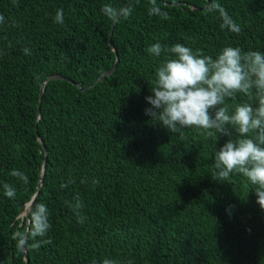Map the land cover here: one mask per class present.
<instances>
[{"label": "trees", "instance_id": "1", "mask_svg": "<svg viewBox=\"0 0 264 264\" xmlns=\"http://www.w3.org/2000/svg\"><path fill=\"white\" fill-rule=\"evenodd\" d=\"M106 4L129 10L112 37ZM0 16V264H26L25 251L29 264H264L255 186L212 180L229 137L169 133L145 114L167 48L264 53V0H0ZM156 43L159 57L147 52ZM245 102L256 106L242 93L223 106ZM40 203L51 227L33 237Z\"/></svg>", "mask_w": 264, "mask_h": 264}, {"label": "clouds", "instance_id": "2", "mask_svg": "<svg viewBox=\"0 0 264 264\" xmlns=\"http://www.w3.org/2000/svg\"><path fill=\"white\" fill-rule=\"evenodd\" d=\"M101 11L113 21L121 14H129L128 9H116L110 4ZM3 19L0 16V21ZM55 22H64L62 9L57 10ZM163 50L156 43L147 52L159 57ZM24 51L28 54V49ZM167 52L172 58L155 72L151 95L145 97L150 105L145 114L169 133L195 128L208 137L214 132L219 134L218 139L229 137L215 151L212 180L225 181L234 173L242 174L255 186L256 203L264 210V53L242 52L239 47L228 46L214 59L180 43L167 48ZM237 93L256 101V106L237 104L230 114L223 105L226 98H234ZM233 132L236 139L231 138ZM11 174L27 182V177L18 171ZM4 191L9 198L15 195L10 185L5 184ZM50 227L47 207L37 204L31 213V235L44 237ZM18 240L23 244V235H18ZM103 264L115 262L105 259Z\"/></svg>", "mask_w": 264, "mask_h": 264}, {"label": "water", "instance_id": "3", "mask_svg": "<svg viewBox=\"0 0 264 264\" xmlns=\"http://www.w3.org/2000/svg\"><path fill=\"white\" fill-rule=\"evenodd\" d=\"M127 6H128V5H127ZM127 6H126V7H127ZM121 17H122V14H121L120 16L117 17L116 22H115L114 25L112 26L111 37H112V35H113L114 28H115L117 22L120 20ZM110 44L113 46V42H112V40H111ZM115 52H116V55H117V63H116V65H115V67L112 69V71H110V72L104 74L103 76H105V75H111V74L116 70L117 65H118V61H119V57H118V52H117V50H116ZM56 79H63V80H64L65 77L62 76V75L52 76L51 78H49V79L44 83V85H43V87H42V89H41L40 103L42 102L43 94H44V91H45V88H46L47 84H48L50 81H52V80H56ZM38 114H39L38 116H39V118H40V115H41V107H40V109H39V113H38ZM39 140H40V142H41L42 145H43L44 151L46 152V156H48V150H47V147L45 146V143H44L43 138H42L41 136H39ZM46 169H47V158L45 159L44 164H43V170H42V172H41V178H40V182H39V186H38V192H37L36 195L33 197L32 201H31L30 203H28V204L25 206V208L23 209V211H22V213H21V215H20V216H22L21 218H22L23 220H25V218L28 217V212L31 211V210L33 209L34 205H35L36 199H37V197H38V195H39V193H40L41 187H42L43 182H44V178H45V175H46ZM29 223H30V222H29ZM25 254H26V264H29V258H28V254H27L26 251H25Z\"/></svg>", "mask_w": 264, "mask_h": 264}, {"label": "bare ground", "instance_id": "4", "mask_svg": "<svg viewBox=\"0 0 264 264\" xmlns=\"http://www.w3.org/2000/svg\"><path fill=\"white\" fill-rule=\"evenodd\" d=\"M22 217V216H21ZM26 255V254H25Z\"/></svg>", "mask_w": 264, "mask_h": 264}]
</instances>
